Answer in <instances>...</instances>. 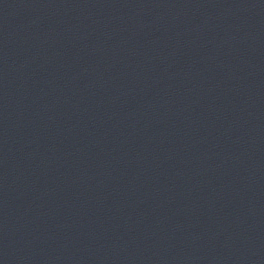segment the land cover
Returning a JSON list of instances; mask_svg holds the SVG:
<instances>
[{"label":"water","instance_id":"obj_1","mask_svg":"<svg viewBox=\"0 0 264 264\" xmlns=\"http://www.w3.org/2000/svg\"><path fill=\"white\" fill-rule=\"evenodd\" d=\"M0 264H264V0H0Z\"/></svg>","mask_w":264,"mask_h":264}]
</instances>
